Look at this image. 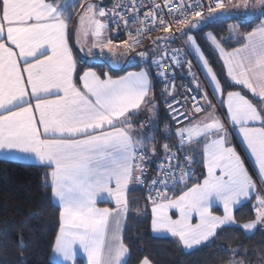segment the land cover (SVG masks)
Returning a JSON list of instances; mask_svg holds the SVG:
<instances>
[{
	"label": "snow or ice",
	"instance_id": "1",
	"mask_svg": "<svg viewBox=\"0 0 264 264\" xmlns=\"http://www.w3.org/2000/svg\"><path fill=\"white\" fill-rule=\"evenodd\" d=\"M214 2L215 7L209 5L204 14L202 0H164L163 8L151 0L150 11L141 19L140 0H128L131 7L124 12L119 11L126 7L123 3L105 9L94 0H0V153L13 160L33 159L45 170L42 185L50 189L59 209L52 253L61 264H76L77 250L86 255L87 264H127L130 249L122 233L130 211V185L147 183L152 232L170 234L185 249L211 242L233 225L245 233L264 227V187L255 196L253 218L240 223L234 215L257 183L264 185V0ZM74 15L77 23L70 27ZM165 15L172 16L175 30ZM221 16L239 23L229 25L227 38L209 32L205 39L219 53L227 79L255 99L243 91L225 95L230 85L222 84L197 38L188 34ZM257 20L250 31L239 32L241 24L250 26ZM110 23L128 29L129 40L122 42L128 52L156 27L166 34L152 41L155 48L148 67L115 77L80 68L73 36L85 57L105 58L107 50L118 58L113 39L104 35ZM132 24L141 27L132 30ZM177 34L186 37L184 47L189 52L166 47ZM234 37H239V46L229 51L223 45ZM192 53L202 63L217 102L204 91L199 99L191 97L189 111L167 104L179 126L165 125L164 136H174L176 143L163 145L157 175L149 178L148 164L156 157L159 131L151 67L164 80L169 78L165 67L187 64L191 73L186 57ZM137 55L143 61L148 53ZM194 82L199 90L195 77ZM174 88L166 83L161 95L171 96ZM217 103L226 108L227 122L238 128L255 158L256 179L231 145L230 129L217 113ZM141 112L147 113V119L138 123L134 118ZM197 155L203 179L189 184ZM106 201L115 207L99 206ZM217 202L223 215L213 211ZM139 264L152 261L144 256Z\"/></svg>",
	"mask_w": 264,
	"mask_h": 264
},
{
	"label": "trees",
	"instance_id": "2",
	"mask_svg": "<svg viewBox=\"0 0 264 264\" xmlns=\"http://www.w3.org/2000/svg\"><path fill=\"white\" fill-rule=\"evenodd\" d=\"M235 18L221 16L213 22L201 25L200 29L190 32L197 38L210 66L216 72L222 84L228 83L229 90H241L250 95L240 86L231 83L226 76L225 69L215 50L205 39V32L209 31L218 38H227L228 24ZM239 23V21H237ZM258 22L254 21L250 26L241 24L244 32L250 31ZM75 17L71 21V27L75 25ZM153 35L147 39L139 49L150 47ZM238 41V40H237ZM237 41L228 40L224 46L233 47ZM147 61L135 62L123 68H112L106 63H92L86 59H80V68L93 67L98 71L109 72L111 75L123 72L128 68L148 67ZM101 69V70H100ZM151 69L153 91L156 95L159 123V131L156 133L157 154L159 158L163 153V145H174L176 138L166 139L164 136L165 125L175 126L167 117L163 107L162 80ZM182 70L177 67L174 77L177 81H183ZM251 99H254L250 97ZM136 121L143 122V117L137 115ZM194 164L192 180L203 179V166ZM44 169L38 165L0 158V264H60L53 261L50 256L52 245L55 242L59 230V209L51 198L50 189L42 185ZM127 193L130 203V211L127 216L126 226L122 233L124 243L130 249L127 264H139V260L148 256L152 264H225L234 257L242 258L247 264H255L264 261V231L262 227L245 233L236 226H231L220 231L211 242L185 250L175 238L171 236L155 235L151 230L150 202L144 195V187L133 185ZM102 204V203H101ZM254 198L239 205L234 210V215L240 223L254 217ZM220 213L221 210L213 208ZM23 240V244L21 243ZM235 250V252L231 250ZM76 264H85L81 257H76Z\"/></svg>",
	"mask_w": 264,
	"mask_h": 264
},
{
	"label": "built area",
	"instance_id": "3",
	"mask_svg": "<svg viewBox=\"0 0 264 264\" xmlns=\"http://www.w3.org/2000/svg\"><path fill=\"white\" fill-rule=\"evenodd\" d=\"M140 2L143 3V5H144V7L140 9V13H139L141 19H143L144 14L150 11L151 0H140ZM175 2L179 3V0H175ZM190 2H191V0H190ZM98 3L101 5V7H104L105 9H112L114 7V5H116L117 3H123L126 5V7L119 9V11H121V12H124L127 10V8L131 7V4L128 3V0H98ZM156 3H159L162 8L164 7V0H156ZM202 3H203V10L208 8L209 5H211V7H215V6H213V5H215L214 0H202ZM164 12L167 13V8H164ZM164 18L171 24L173 30H175L178 27L176 24L172 23V16L165 15ZM191 18L192 17L189 16V19H191ZM147 26L149 28L152 27L150 22L148 23ZM130 27L132 30H134L135 28L141 27V25L132 24V25H130ZM109 28H110V30H107V37L113 39L114 43H118V44L123 45V43H122L123 41L129 40L128 29H125L123 24H121L120 27H117L116 24L110 23ZM161 33H162V31H160L158 27H156V29L153 31L147 32L145 34V37L142 40V43L131 52L124 51L125 54L127 56H131L132 54H134L136 52H141V51H139V49L143 46L144 42L147 39H150L153 35H158V37H159V35ZM160 37H162V36H160ZM152 41H153V39H151L150 45L152 46V50H154L155 46L152 44ZM174 42H177L178 44H176V45L175 44L174 45L168 44L166 47H168L170 49L184 48L185 52L190 51L188 48L184 47V42L182 41L179 34H177V38ZM152 53L150 55H148L145 60H143V61H147L149 65L151 63V60L153 59ZM186 59L191 61V73L188 71L187 64H185L184 67H179L183 71L182 72V75L184 78L183 81H177L175 79L174 71L177 68L175 66H173L171 68H169V67L164 68V71L168 73V77H169L168 80H164L160 77L162 80L161 91L165 88L166 83H171V84L175 85V88L172 92V95L169 96L167 94H164L163 100H162L166 115L169 118V120L175 126H179V125H177L176 122L171 119V116L173 115V113L169 112L167 104H172L173 107H175L176 109H178V111H181V112L189 111L191 104L193 103L191 97L196 96L199 99V97L202 96L204 91H207L209 93V98L212 99L214 103L217 102L216 97L213 95L212 89L209 86L208 82L206 81L205 76H204L201 68L199 67L198 63L196 62L193 54L188 55L186 57ZM151 69H154L155 71H157L155 66H152ZM194 77L196 80L199 81V84H200L199 90L196 88V83L194 82ZM173 97H175V99H173ZM166 101H167V103H166ZM201 103H203L202 100H201ZM217 111H219V113L224 118L223 110H222L221 105L219 103H217ZM227 127L230 129V127L228 125H227ZM175 143H176V140H175L174 144ZM173 150L175 151V149H173ZM163 155H164V153H162L159 158H153L149 162V164H148V168H149L148 176H149V178H153L157 175V164L163 159ZM246 163L248 164L247 161H246ZM141 186L144 187V195H145V198L147 199L148 185L146 183V184L141 185ZM262 228L264 231V227H262Z\"/></svg>",
	"mask_w": 264,
	"mask_h": 264
},
{
	"label": "crops",
	"instance_id": "4",
	"mask_svg": "<svg viewBox=\"0 0 264 264\" xmlns=\"http://www.w3.org/2000/svg\"><path fill=\"white\" fill-rule=\"evenodd\" d=\"M94 2L95 3H97L98 5H100L99 3H98V0H94ZM228 1L226 0L225 1V3H227ZM101 6V5H100ZM207 10H208V8H206L205 10H204V12H206L207 13ZM76 13H78L79 11H80V9H79V7H77L75 10H74ZM75 17V15L73 16V18ZM76 23H77V21H76V18H75V24L74 25H76ZM259 23V21L256 23V24H258ZM256 24L254 25V27L256 26ZM70 27H71V22H70V25H69ZM228 28H229V25H228ZM239 32L240 33H244V31L241 29V28H239ZM104 35H105V37H107V31H105V33H104ZM88 40H89V42L91 41V39H92V37H88L87 38ZM239 39V37H235L234 38V40L235 41H237ZM115 45H116V47H117V57L118 58H113V57H111V54H108L107 53V50H105V54H106V56H105V58H100L99 56H96V58H97V60L96 59H92V58H88V57H85V56H83V53H81L80 52V50H79V47L76 45V42H75V36H73V40H72V45H73V51H74V54L75 55H77L80 59H86L87 61H89V62H92V63H106V64H108V65H110L112 68H123V67H125V66H127V65H130L131 63H135V62H143V61H141V58L137 55V53H139V52H136V53H134V54H132L131 56H127L126 54H125V52H124V50H123V45L122 44H118V43H114ZM224 46V45H223ZM239 46V44H237V45H235V46H233V47H238ZM225 47V46H224ZM233 47H230V48H226L227 50H231ZM216 53H217V55H218V57H219V59L221 60V62H222V64H223V61H222V59L220 58V56H219V53L217 52V51H215ZM133 58H135L134 60H133ZM223 67H224V65H223ZM87 68H92L94 71H97V72H100V71H98L96 68H93V67H84L83 69H87ZM140 68L141 67H138V68H128V69H125L123 72H121V73H118V74H114L113 76L115 77V76H121V75H124V74H126L127 72H129V71H139L140 70ZM224 69H225V73H226V76H227V72H226V68L224 67ZM101 70V69H100ZM202 70V69H201ZM103 72H106L105 70H102ZM203 72V71H202ZM203 74H204V76H205V78L207 79V81H208V83H209V85H210V87H211V89H212V91H213V88H212V85H211V82H210V80L208 79V77L206 76V71H205V73L203 72ZM230 81V80H229ZM231 82V81H230ZM231 83H233V82H231ZM234 84V83H233ZM238 86H240V85H238ZM241 87V86H240ZM243 90H245L249 95H250V97H252V98H254L253 96H252V94L247 90V89H243ZM229 91H241V90H239V89H237V90H229ZM227 92V91H226ZM226 92H225V95H226ZM249 97V98H250ZM251 99V98H250ZM255 99V98H254ZM221 108H222V110H223V115H224V113L226 112V108H224L223 106H221ZM217 113L218 114H220L219 113V111H217ZM139 115H141V117H143V121L145 120V119H147V113L146 112H141ZM221 115V114H220ZM221 118L222 119H224L225 120V123H226V126L228 125L229 127H230V133H231V136H230V142H231V145L233 146V147H235V149H236V151L238 152V154L241 156V158H242V160L244 161V164H245V167L248 169V171H249V173L253 176V178L254 179H256V176H257V171H258V167H257V165H256V163H255V158L251 155V153H250V150L247 148V146L244 144V142H243V139H242V137L238 134V128H236V127H234V126H232L229 122H227V119H226V117L224 116V118H223V116L221 115ZM135 119V118H134ZM136 120V119H135ZM138 122V121H137ZM138 123H140V122H138ZM138 126V125H137ZM256 126H259L258 124L256 125ZM0 158H2V159H8V160H13V159H9V158H7L3 153H0ZM14 161H21V162H26V163H31V164H35V165H37V162L35 161V160H33V159H23V158H18V159H15ZM246 161L248 162V164L246 163ZM250 166V167H249ZM131 186H133V185H130V187ZM262 187H264V185H260L259 184V182L257 183V189L256 190H254L253 192H252V194H251V196L247 199V200H243L242 201V203L241 204H243V203H245V202H247V201H249V200H251L252 198H254V204H256V199H255V196H256V194H257V192L262 188ZM52 198V197H51ZM52 200L56 203V201L52 198ZM102 203V204H101ZM101 203H99V206L100 207H115V205H114V203H112V202H101ZM240 204V205H241ZM239 205H237L236 206V208L238 207ZM213 208H217V209H220L221 210V212L220 213H218V212H215L217 215H223V208H222V205H220L218 202L217 203H215L214 205H213ZM235 208V209H236ZM234 209V210H235ZM150 212H151V205H150ZM255 212V211H254ZM258 227H261V226H259L258 225ZM257 227V228H258ZM59 231V230H58ZM155 235H159V236H171L170 234H164V233H154ZM174 238V237H173ZM176 239V238H175ZM182 246V245H181ZM183 247V246H182ZM195 247H197V246H194V248ZM184 248V247H183ZM185 249V248H184ZM185 250H190V249H185ZM77 257H81L82 259H83V262L85 263V264H87V257H86V255L82 252V251H80V250H78V252H77ZM233 260H236V261H241V260H243L242 258H240V257H234V258H232L231 260H229L227 263H225V264H230V262L231 261H233ZM244 261V260H243ZM247 264V263H246ZM255 264H264V261H261V262H259V263H255Z\"/></svg>",
	"mask_w": 264,
	"mask_h": 264
},
{
	"label": "rangeland",
	"instance_id": "5",
	"mask_svg": "<svg viewBox=\"0 0 264 264\" xmlns=\"http://www.w3.org/2000/svg\"><path fill=\"white\" fill-rule=\"evenodd\" d=\"M226 1V0H225ZM228 1V0H227ZM213 6H215V5H213ZM214 8V7H213ZM204 14H207L206 12H204ZM238 20H232V21H230V23L228 24V25H233V24H237L238 22H237ZM241 28V27H240ZM198 29H200V28H198ZM207 33H209V31H207V32H205V35L207 34ZM189 35H193L190 31H189V33H188ZM229 28H228V33H227V37L229 36ZM164 35H166L165 33H161L160 35H159V37L160 36H164ZM181 37V39H182V41L184 42L185 41V39H186V37H182V36H180ZM235 38V37H234ZM234 38L232 39V41H235L234 40ZM208 41V40H207ZM209 42V41H208ZM171 45H176V44H178L177 42H172V43H170ZM209 44H210V42H209ZM210 46H211V44H210ZM212 48H213V46H211ZM214 49V48H213ZM190 50V49H189ZM142 51H146L147 53H148V55H150L152 52H153V50H152V46H150V47H147V48H145V49H143ZM193 54V56L195 57V60H196V62L198 63V65H199V67L202 69V71L205 73V69L203 68V66H202V63L198 60V58H197V56L194 54V53H192ZM147 55V56H148ZM96 59L97 60V58H96V56H94V57H92V59ZM206 79V78H205ZM206 81H207V79H206ZM208 82V81H207ZM209 84V83H208ZM210 86V85H209ZM213 92V91H212ZM139 186H141V185H139ZM77 252H78V250H77ZM50 258L53 260V261H56V262H58V263H60L61 264V261H60V258L59 257H55L54 255H53V253L51 252V256H50Z\"/></svg>",
	"mask_w": 264,
	"mask_h": 264
},
{
	"label": "water",
	"instance_id": "6",
	"mask_svg": "<svg viewBox=\"0 0 264 264\" xmlns=\"http://www.w3.org/2000/svg\"><path fill=\"white\" fill-rule=\"evenodd\" d=\"M192 19V18H191ZM196 19H199L198 17Z\"/></svg>",
	"mask_w": 264,
	"mask_h": 264
}]
</instances>
